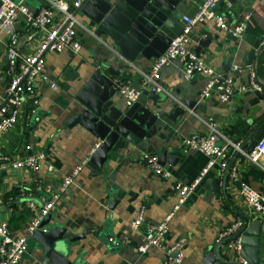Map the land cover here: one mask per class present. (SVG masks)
I'll list each match as a JSON object with an SVG mask.
<instances>
[{"label": "crops", "instance_id": "1", "mask_svg": "<svg viewBox=\"0 0 264 264\" xmlns=\"http://www.w3.org/2000/svg\"><path fill=\"white\" fill-rule=\"evenodd\" d=\"M64 1L72 3L73 0ZM204 1L181 0L174 12L178 24L183 27V16L194 15ZM25 2L31 11L37 12L46 0ZM227 2L233 4L229 12L230 22L236 23L244 16L249 17L242 37L221 30L213 21L200 22L191 32L192 50L224 75L234 65L246 66L249 51L264 36V0H226L219 10L227 11ZM78 17L94 34L78 28V37L82 42L78 54L68 50L48 54L46 72L57 87L52 88L39 79L36 84L40 99L38 114L30 116V106L27 105L19 124L0 136L1 153L18 155L27 150H43L47 154L39 171L0 168V220L9 222L14 236L27 233L32 213L30 202L43 206L52 196L38 187L50 185L57 189L64 177L86 159L74 184L52 210L51 220L46 226L52 228L61 224L74 236H83L79 241V254L87 264H123L128 258L135 259L136 264H164L165 252L162 249L152 246L141 253L139 248L145 242L146 225L162 222L173 211L179 196L176 185L192 183L207 163L205 154L185 146L186 138L194 133H207L201 121L203 118L220 121L223 131L233 139H247L256 125L264 121V91L262 97L254 91L236 93L227 101L217 93L202 97L209 77L197 74L192 79H186L182 71L183 63L176 59L162 68L161 82L181 102L164 93H161L164 101L156 102L143 97L148 106L154 110H165L164 114L169 118L158 128L153 146L140 150L133 143L117 142L98 165L91 161V157L97 151L99 140L87 127L71 120L79 111L77 97L85 93L84 84L95 70H106L110 74L108 69L120 73L112 75L117 82L140 83L139 70H149L156 59L140 54L134 60H128L107 37L101 38L97 34L88 15L81 9ZM15 32L19 36L21 52L33 53L39 33L30 29L25 16L18 19ZM8 36L3 33L0 38V105L11 78L6 50ZM134 46L130 45V52L135 51ZM252 60L250 65L259 70V80L264 85V69L260 70L258 56L255 55ZM261 63L264 66V60ZM237 76L239 80H247L248 77L246 72ZM117 96L126 108L125 96L120 92ZM179 106L184 107V112L173 117L175 108ZM161 146L177 151L173 164L160 162L170 172L169 176L158 174L143 159L144 153L159 156ZM234 160L236 162L237 158H232L228 169L235 163ZM239 164L238 181L228 178L224 183V178L214 169L174 212L164 243L171 246L185 239L181 264H208L206 258L210 247L216 246L217 238L231 223L239 219L244 223L261 221L240 194V184L246 182L263 191L264 173L247 160ZM142 211L144 225L133 227L132 222ZM215 255L226 262L238 260L240 256L222 248L219 253L215 251ZM45 260L43 245L30 238L27 253L16 264H44Z\"/></svg>", "mask_w": 264, "mask_h": 264}, {"label": "built area", "instance_id": "2", "mask_svg": "<svg viewBox=\"0 0 264 264\" xmlns=\"http://www.w3.org/2000/svg\"><path fill=\"white\" fill-rule=\"evenodd\" d=\"M86 1L73 0L72 3H68L64 0H46L45 4L37 12H33L29 9L25 0H0V38L3 33L9 35L6 50L8 72L11 76L5 89L3 103L0 105V136L19 124L27 105L30 106L28 108L30 116L38 114L40 99L37 94L36 84L39 79L50 84L52 88L57 87V83L46 72L48 54L66 50L78 54L82 49V42L78 37V28H83L93 33L78 17V11ZM224 1L226 0H205L194 15L183 16V28L171 40L165 52L155 60L149 70H139L142 90H138L130 82L124 80L117 82L119 92L125 96L128 106L133 105L140 99L144 89L152 90L156 93H164L181 102L161 82L162 68L176 59L182 61V71L186 79H192L197 74H205L209 77L202 92V97H209L217 93L222 100L227 101L236 93H244L246 91L262 93L264 91V85L260 82L258 71L254 66L234 65L231 71L224 75L217 72L206 59L197 55L191 48L192 29L196 24L204 21H213L221 30L234 36L242 37L244 35L249 17L244 16L236 23L230 22L229 12L233 9V4L227 2L225 4L227 11L219 10V6ZM21 16H25L32 31L39 33L35 51L30 54L21 52L19 36L15 32V25ZM260 46H264V36L261 39ZM241 72L247 73V80L238 79L237 74ZM201 121L206 126L207 133L191 134L186 138L185 146L205 154L207 163L200 175L192 183H178L176 185L179 196L173 211L162 222L146 225L145 242L139 248L141 253L147 252L152 246L162 249L167 255L164 264H181L184 260L182 248L185 239H180L171 246H167L164 243L169 230V221L174 212L188 200L210 171L215 169L220 174V177H224L225 172L228 170L229 162L235 157L237 160L236 162L234 160L235 163L231 166L229 175L232 181H238L239 179V163L242 160L249 161L264 173V138L258 142L252 152L247 153L241 148L245 138L233 139L223 131L222 123L218 120L201 118ZM237 152H240L238 156ZM46 158L47 154L43 150H27L25 153L18 155L0 152V168L39 171ZM143 159L148 161L151 168L158 174L170 175V172L161 165L157 154L144 153ZM86 162V159L83 160L71 174L65 176L57 189L54 190L50 185L38 187L39 190L47 191L52 196L44 202L43 206L30 202L29 208L32 213L29 216L27 233L14 236L10 232L9 222L0 220V264H16L22 259L29 249L31 235L41 226L45 217L51 214L52 210L66 195L74 184L75 177ZM50 169L53 170V167L50 166ZM240 194L253 214L259 220L264 221V181L263 191L256 190L246 182H241ZM243 224L244 222L241 219L231 223L221 232L217 241L225 236L233 235ZM143 225L144 213L142 211L132 222V226L138 228ZM42 229L47 231L49 228L44 226ZM113 240V238H110V241ZM241 246L242 238L237 236L229 240L224 245V249L229 252L239 253ZM226 264L248 263L239 256L238 260L228 261Z\"/></svg>", "mask_w": 264, "mask_h": 264}, {"label": "water", "instance_id": "3", "mask_svg": "<svg viewBox=\"0 0 264 264\" xmlns=\"http://www.w3.org/2000/svg\"><path fill=\"white\" fill-rule=\"evenodd\" d=\"M180 1L87 0L81 10L88 15L97 34L101 38L107 37L128 60L132 61L140 54V56L146 54L157 59L183 28L178 24L174 13ZM176 24L177 27L174 26ZM260 42L261 40L256 42L249 51L247 65L253 63L252 58L255 55L258 56V62L264 60V46H260ZM132 44L135 45L134 52L129 51ZM108 71L110 74L106 70H95L92 73L89 81L84 84L85 93L77 97L79 111L71 119L73 123H80L87 127L99 140L96 143L97 151L91 157V161L98 165H101V160L106 158L108 151L117 142L133 143L140 150L152 147L158 128L169 119L164 114L165 110H154L144 102V96L156 102L164 101L161 99V93L152 90L144 89L140 99L125 108L117 96L118 83L112 77L115 73L116 75L120 73L112 69ZM133 86L142 90L138 82ZM256 93L262 97L260 92ZM181 112H184V107H176L172 116ZM263 138L264 121L256 125L241 148L250 153ZM176 152V149L170 150L167 146H161L158 149L159 161L173 164L176 161ZM236 154L238 156L240 152ZM145 162L148 163V161ZM229 175L230 169L224 174V183L227 182ZM50 220L51 214L45 217L41 226L31 235V238L39 241L45 249L44 264H87L82 254H79L81 248L79 241L83 236H74L70 229L61 224L44 231L42 228L48 225ZM237 236L242 238L240 257L248 264H264V221H246L236 233L223 237L216 246L210 247L206 263H228L223 258L219 260L215 251L219 253L221 248L224 250V245ZM165 257H167L166 254ZM123 264H136V260L128 258Z\"/></svg>", "mask_w": 264, "mask_h": 264}, {"label": "trees", "instance_id": "4", "mask_svg": "<svg viewBox=\"0 0 264 264\" xmlns=\"http://www.w3.org/2000/svg\"><path fill=\"white\" fill-rule=\"evenodd\" d=\"M264 69V66L262 65V63L260 62V70L262 71Z\"/></svg>", "mask_w": 264, "mask_h": 264}]
</instances>
